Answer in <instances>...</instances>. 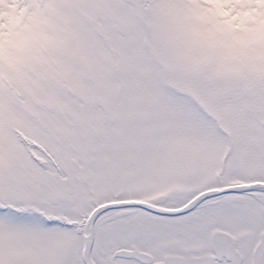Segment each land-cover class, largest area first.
<instances>
[{
	"label": "snow or ice",
	"instance_id": "obj_1",
	"mask_svg": "<svg viewBox=\"0 0 264 264\" xmlns=\"http://www.w3.org/2000/svg\"><path fill=\"white\" fill-rule=\"evenodd\" d=\"M0 264H264V0H0Z\"/></svg>",
	"mask_w": 264,
	"mask_h": 264
}]
</instances>
